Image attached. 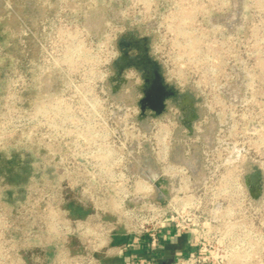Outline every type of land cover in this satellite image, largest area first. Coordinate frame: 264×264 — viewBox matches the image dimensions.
<instances>
[{"label": "rangeland", "instance_id": "rangeland-1", "mask_svg": "<svg viewBox=\"0 0 264 264\" xmlns=\"http://www.w3.org/2000/svg\"><path fill=\"white\" fill-rule=\"evenodd\" d=\"M127 32L151 38L167 81L202 98L193 136H184L175 121L156 122L168 133L174 127V141L199 157L192 178L200 195L208 178L216 185L225 164L242 173L245 161L264 162V143L260 152L249 151L254 140H264V0H0V264H116L103 249L94 252L85 236L56 228L86 219L118 223L112 245L125 240L121 219L90 217L79 187L50 186L54 213L44 229L40 115L48 98L83 99L93 86L100 92L116 41ZM124 90L114 96L113 141L131 152L130 171L140 176L144 158L158 168V143L152 135L144 142L131 136L136 122L118 118L136 109L134 95ZM8 187L11 195L2 192ZM251 205L244 204L238 218L248 246L236 257L241 264H264V195ZM75 207L86 214L76 216Z\"/></svg>", "mask_w": 264, "mask_h": 264}, {"label": "built area", "instance_id": "built-area-1", "mask_svg": "<svg viewBox=\"0 0 264 264\" xmlns=\"http://www.w3.org/2000/svg\"><path fill=\"white\" fill-rule=\"evenodd\" d=\"M109 76L110 72L103 77L106 86L101 87L100 92L93 86L86 98H75L74 94L67 99L57 98L53 103L50 98L44 102L40 115L44 229L48 230V219L54 213L49 209L50 186L56 184L58 190L74 186L79 187L82 198L91 206L90 217L121 219L119 224L126 238L115 246L110 236L117 230L118 223L86 219L73 221L72 225L66 226L64 222L56 225L62 233H78L88 238L86 242L94 252L103 249L105 256L120 259L121 264H162L159 252L167 242L168 233L172 232L185 237L186 247L175 253L168 264H241L237 251L248 245L239 236L245 230L238 218L244 204L250 209L255 201L248 196L236 168L229 165L221 174H216V185L212 186L208 178L202 186L204 194L200 195L188 169L169 161L167 145L166 156L159 157L158 145L157 173L166 181V186L160 187L167 190V195L159 198L158 188L150 177L130 171L131 152L124 145L114 146L116 132L111 122L116 102L109 95ZM75 93L79 94L78 90ZM78 104L85 107L84 114ZM121 116L136 122L132 123L131 136L144 142L152 135L158 143L155 132L145 131L136 121L137 109L132 117L124 113L118 118ZM149 125L152 127L151 123ZM12 226L15 234L16 227Z\"/></svg>", "mask_w": 264, "mask_h": 264}, {"label": "flooded vegetation", "instance_id": "flooded-vegetation-1", "mask_svg": "<svg viewBox=\"0 0 264 264\" xmlns=\"http://www.w3.org/2000/svg\"><path fill=\"white\" fill-rule=\"evenodd\" d=\"M151 38L138 35L134 32L124 33L116 41V51L117 55L111 65L110 76L108 79L109 85V95L113 101L114 96L119 93L122 89H125V93L130 97L134 95V105L137 109V117L142 116L149 125V130L155 132L156 136L159 138L162 132L160 131L162 127L161 124H156L161 120L167 118L177 122V124L183 129L184 136L191 137L195 134V123L201 118L202 111L200 109L202 104V98L196 96L194 93L183 89V87L176 86L173 83L167 81L164 75V70L158 60L152 55L151 52ZM121 58V64L125 68L119 74L117 69L114 67V62ZM116 79V90L113 93V88L109 83V80ZM161 80V84L156 80ZM164 102V111L157 118H152L156 115V111L145 110L141 114L140 110L137 108V104L142 102L144 105H151L156 107L160 101ZM117 102V101H116ZM121 103V102H118ZM124 104V103H122ZM136 117V118H137ZM182 121L183 123H180ZM192 121V123H190ZM191 124L192 134L185 129V126ZM157 127V128H156ZM256 126H253L254 129ZM143 128V127H142ZM237 127L234 133L239 137L240 129ZM144 129V128H143ZM174 127L169 131L168 135V151H169V161L180 163L182 166L186 167L191 175L195 173L198 169L199 157L192 151L191 148H187L185 145L177 144L174 141ZM164 133H167L163 129ZM228 132V130L226 131ZM239 143V142H238ZM264 140L252 142L250 152L255 154L260 152L263 148L262 145ZM183 150L185 153V158L182 160L180 153ZM29 165H32L31 163ZM228 166V164H225ZM230 165V164H229ZM233 167L236 166L233 164ZM242 173H238L243 181L245 189L248 196L252 199V195H258V201L264 195V162L258 161L257 158H252L245 161L242 165ZM141 174L144 176H150L157 173V168L150 165L149 162L144 161V167L140 170ZM211 172H208L210 174ZM31 180V178L29 179ZM252 187L255 191L253 194L248 192L246 183ZM11 188L3 189V193L10 192Z\"/></svg>", "mask_w": 264, "mask_h": 264}, {"label": "water", "instance_id": "water-1", "mask_svg": "<svg viewBox=\"0 0 264 264\" xmlns=\"http://www.w3.org/2000/svg\"><path fill=\"white\" fill-rule=\"evenodd\" d=\"M114 67L117 69L118 73L120 74L121 71L125 68V66H123L121 64V58H118L115 62H114ZM117 81L116 79H111L109 80V83L111 84L112 88H113V93H115L114 91L116 90V84H117ZM158 81L159 84H161V80H156ZM114 82L116 84H114ZM137 108L140 110L141 114L144 113L145 110H151V111H156V115H154L152 118H157L158 116H160L162 114V112L164 111V102L161 100L157 105L156 107H153L151 105H144L142 102L138 103L137 104ZM136 121L141 125V127L144 128L145 131H148L149 130V124L147 123V121L142 117V116H138L136 118ZM180 123H183L182 121H180ZM192 123V121L190 122ZM189 123V125L185 126V129L189 131L190 135L192 134L193 130H192V127H191V124ZM149 158L147 159H144L145 162H149ZM151 181L155 183V186L158 188V195H159V198H161V195H167V190L165 188H161L160 186L164 187L166 186V181L163 180V179H160L159 176H158V173L154 174V175H150L149 176ZM246 184V187L248 189V192L250 194H253L255 191L252 189L251 186H249L247 184V182L245 183ZM253 199L254 200H257L258 199V195H252ZM171 262V261H169ZM168 262V263H169ZM168 263H165V264H168Z\"/></svg>", "mask_w": 264, "mask_h": 264}, {"label": "crops", "instance_id": "crops-1", "mask_svg": "<svg viewBox=\"0 0 264 264\" xmlns=\"http://www.w3.org/2000/svg\"><path fill=\"white\" fill-rule=\"evenodd\" d=\"M167 242L163 245L162 250L159 252V256L162 259V264L168 263L174 257L175 253L182 252L186 247V239L183 236H177L172 232L168 233ZM116 264H121L120 259H116ZM165 261V262H164Z\"/></svg>", "mask_w": 264, "mask_h": 264}, {"label": "bare ground", "instance_id": "bare-ground-1", "mask_svg": "<svg viewBox=\"0 0 264 264\" xmlns=\"http://www.w3.org/2000/svg\"><path fill=\"white\" fill-rule=\"evenodd\" d=\"M162 132V134L160 135V137L158 138V145H160L159 147V157H164L166 156L167 154V147L165 144H163L166 136L168 135V132L167 133H164L163 129L160 130Z\"/></svg>", "mask_w": 264, "mask_h": 264}, {"label": "trees", "instance_id": "trees-1", "mask_svg": "<svg viewBox=\"0 0 264 264\" xmlns=\"http://www.w3.org/2000/svg\"><path fill=\"white\" fill-rule=\"evenodd\" d=\"M72 212L78 217H82L86 214V211L80 207H75V209H73ZM117 242H118L117 240L114 241V243H117Z\"/></svg>", "mask_w": 264, "mask_h": 264}]
</instances>
